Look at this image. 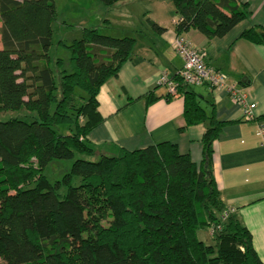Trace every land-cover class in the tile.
Masks as SVG:
<instances>
[{"label": "trees", "instance_id": "16d2710c", "mask_svg": "<svg viewBox=\"0 0 264 264\" xmlns=\"http://www.w3.org/2000/svg\"><path fill=\"white\" fill-rule=\"evenodd\" d=\"M170 3L177 35L219 37L248 15L242 0ZM56 18L54 0H0V112H20L0 120V264H263L236 215L218 219L225 206L211 143L235 120L206 114L173 75L184 125L206 122L199 162L168 142L98 152L87 137L102 121L96 95L129 59L134 37L83 26L80 37L56 42L69 52L65 67L51 52ZM239 36L264 42V25ZM52 160H71L55 180L45 173ZM211 225L205 243L196 232Z\"/></svg>", "mask_w": 264, "mask_h": 264}, {"label": "crops", "instance_id": "0c3cea01", "mask_svg": "<svg viewBox=\"0 0 264 264\" xmlns=\"http://www.w3.org/2000/svg\"><path fill=\"white\" fill-rule=\"evenodd\" d=\"M248 15L219 37H206L189 29L175 34L176 15L170 0H156L160 13L148 18L163 27L156 33L146 24V35L134 37L132 54L114 77L108 78L96 95L102 121L87 135L98 152L119 154L159 142L175 145L198 163L202 157L201 135L206 122L184 125L182 96L168 94L157 84L163 72L173 79L182 60L172 41L179 36L203 51L204 62L221 71L255 104V120H244L241 110L222 89L206 84L190 86L198 104L225 123L211 143V173L225 207L246 227L252 246L264 264V152L255 134L256 120L264 119V42L254 43L239 36L251 26L264 25V0H242ZM146 16V15H145ZM147 95L154 96L149 102Z\"/></svg>", "mask_w": 264, "mask_h": 264}, {"label": "rangeland", "instance_id": "374dc122", "mask_svg": "<svg viewBox=\"0 0 264 264\" xmlns=\"http://www.w3.org/2000/svg\"><path fill=\"white\" fill-rule=\"evenodd\" d=\"M57 18L54 22L53 55L64 58V66H69L68 50L57 45L58 39L69 41L81 36V28L96 27L100 33L114 36L129 35L140 41L146 35L145 15L160 13L161 4L156 0H122L113 6H105L99 0H54ZM18 111L0 112V120L18 116ZM71 160H52L45 168L50 180H55L67 171ZM197 237L205 243L211 242V236L206 228L197 230Z\"/></svg>", "mask_w": 264, "mask_h": 264}, {"label": "built area", "instance_id": "2783aa9c", "mask_svg": "<svg viewBox=\"0 0 264 264\" xmlns=\"http://www.w3.org/2000/svg\"><path fill=\"white\" fill-rule=\"evenodd\" d=\"M172 46L181 60V67L176 71L179 83L194 86L206 84L211 89H222L241 110V117L244 120H255V104L253 101L247 99L246 94L234 83L226 81L225 75L218 69L208 65L204 62V53L202 50L194 47L188 41L179 36H175L172 41ZM178 81L174 78H167L162 72L158 79L157 84L166 88L168 94L176 93V86ZM255 134L259 138V143L264 152V119L256 120ZM234 211L233 207L227 206L218 214L220 221L224 220L228 213ZM218 224L215 225V228ZM214 226L208 227V232L212 233Z\"/></svg>", "mask_w": 264, "mask_h": 264}]
</instances>
